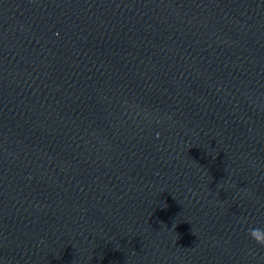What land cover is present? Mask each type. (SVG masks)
Here are the masks:
<instances>
[{
    "label": "clouds",
    "instance_id": "9594fccd",
    "mask_svg": "<svg viewBox=\"0 0 264 264\" xmlns=\"http://www.w3.org/2000/svg\"><path fill=\"white\" fill-rule=\"evenodd\" d=\"M150 116L149 113H145V118L147 119ZM168 119H171V116L168 117ZM151 122V121H150ZM157 123L160 121L157 119ZM232 187H235V185H231ZM244 194H247V190H242ZM247 235L251 241H253L256 245H258L260 248L264 249V227L259 226H249L247 230ZM252 254L251 252L249 253Z\"/></svg>",
    "mask_w": 264,
    "mask_h": 264
}]
</instances>
